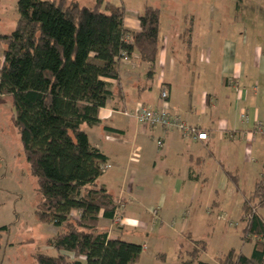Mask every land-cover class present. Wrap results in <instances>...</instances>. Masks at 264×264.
Instances as JSON below:
<instances>
[{
	"label": "trees",
	"instance_id": "obj_1",
	"mask_svg": "<svg viewBox=\"0 0 264 264\" xmlns=\"http://www.w3.org/2000/svg\"><path fill=\"white\" fill-rule=\"evenodd\" d=\"M244 0H237L238 6ZM18 19L0 33V97L10 96L14 123L38 194L36 216L54 224L47 239L54 254L38 252L34 264H137L143 245L109 237L101 218L114 219L121 201L98 182L107 156L92 146L84 125L100 122L99 110L111 95L106 78H119V61L137 51L155 74L161 10L147 5L139 30L125 27L126 9L104 0H18ZM192 22L183 35L192 39ZM127 36H131L128 40ZM238 185V177L228 172ZM264 174L244 198L243 232L251 254L231 248L211 263L200 257L207 239L180 244L179 264H264ZM8 226H0L2 232Z\"/></svg>",
	"mask_w": 264,
	"mask_h": 264
},
{
	"label": "crops",
	"instance_id": "obj_2",
	"mask_svg": "<svg viewBox=\"0 0 264 264\" xmlns=\"http://www.w3.org/2000/svg\"><path fill=\"white\" fill-rule=\"evenodd\" d=\"M139 15L126 13V29L139 30ZM186 17L182 16L179 30L173 29L171 20L163 27L161 20L152 78L147 77L150 65L140 60L137 51L119 61V78L105 79L111 95L99 110L100 122L84 125L90 143L110 164L98 182L121 201L119 221L100 219V228L105 227L109 237L126 230L128 198L156 201L164 211L167 202L179 203L187 195L191 203L206 197L202 222L210 233L217 214H224L235 203L242 209L244 198L264 174V40L243 33L239 41L226 39L215 48L210 38L205 49L201 47L202 54L194 44V22L191 42L183 35L190 25ZM180 46L185 54L175 55L174 49ZM163 89L168 92L166 100L161 98ZM140 105L166 106L206 131L208 138L185 139L178 130L140 124L131 114ZM228 172L237 175L238 188ZM188 211L193 213L191 206ZM189 225L184 222L180 232L189 231L194 238ZM144 247L146 243L143 251Z\"/></svg>",
	"mask_w": 264,
	"mask_h": 264
},
{
	"label": "rangeland",
	"instance_id": "obj_3",
	"mask_svg": "<svg viewBox=\"0 0 264 264\" xmlns=\"http://www.w3.org/2000/svg\"><path fill=\"white\" fill-rule=\"evenodd\" d=\"M74 1L92 5L96 0ZM107 1L123 5L128 16L141 14L147 5L158 6L163 27L171 20L174 23L173 29L178 30L182 26V16L186 14L189 24H195L197 38L194 44L202 54V48L205 49L204 45L210 38L214 40L215 48L226 39L234 40L236 37L239 41L243 33L244 36L251 35L259 41L264 40V0H244L239 6L237 0H104ZM17 2L0 0V33H10L15 29ZM185 51L182 46L174 49L175 55L180 52L185 54ZM1 59L0 45V62ZM13 119L11 97H0V226H8V230L2 232L0 264H34L36 253H55V249L47 244V239L54 236L58 228L52 223L40 221L36 216V182L30 173ZM128 199L126 218L129 221L121 237L142 245L147 244L137 264H179L178 244H184V251L190 247L186 236L189 231L185 235L180 232L186 221L190 223L189 230L194 238L206 239L209 236L208 249L200 257L204 261L214 263L216 256L231 248L248 255L253 250V241L246 240L243 232L245 223L241 220L243 213L238 203L224 214H217L215 223L209 229L210 233H206L202 222L206 197L191 203L187 195L179 203L167 202L164 211L156 201L141 203ZM189 206L192 214L188 211Z\"/></svg>",
	"mask_w": 264,
	"mask_h": 264
},
{
	"label": "built area",
	"instance_id": "obj_4",
	"mask_svg": "<svg viewBox=\"0 0 264 264\" xmlns=\"http://www.w3.org/2000/svg\"><path fill=\"white\" fill-rule=\"evenodd\" d=\"M128 40H131V36H127ZM123 58H127V55H124ZM232 83L235 86H239L238 81L233 79ZM168 97L167 90L163 89L161 91V98L166 100ZM131 114L136 118L140 124H146L151 127H163L165 129H175L178 130L182 137L185 139L192 140H206L208 138V133L198 126L189 123L181 114L171 111L166 106H161L158 108H152L146 105H140L137 109L131 112ZM244 114V113H243ZM244 116V115H242ZM261 128V126H258ZM110 138V136H108ZM158 144L162 145V141L159 139ZM136 157L137 153H133ZM110 167L109 163L103 165V170H107ZM115 221H119L118 213L114 217Z\"/></svg>",
	"mask_w": 264,
	"mask_h": 264
}]
</instances>
